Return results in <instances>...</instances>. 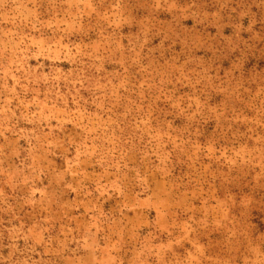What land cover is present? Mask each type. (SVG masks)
Segmentation results:
<instances>
[{"label": "rangeland", "instance_id": "1", "mask_svg": "<svg viewBox=\"0 0 264 264\" xmlns=\"http://www.w3.org/2000/svg\"><path fill=\"white\" fill-rule=\"evenodd\" d=\"M0 264H264V0H0Z\"/></svg>", "mask_w": 264, "mask_h": 264}, {"label": "crops", "instance_id": "2", "mask_svg": "<svg viewBox=\"0 0 264 264\" xmlns=\"http://www.w3.org/2000/svg\"><path fill=\"white\" fill-rule=\"evenodd\" d=\"M160 225H161V222H160V220H158L157 223H156V225H152V226H154L156 228H160L161 227Z\"/></svg>", "mask_w": 264, "mask_h": 264}]
</instances>
